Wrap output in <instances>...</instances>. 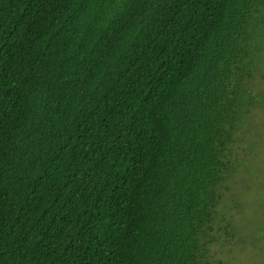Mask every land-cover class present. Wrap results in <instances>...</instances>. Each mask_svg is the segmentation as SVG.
Listing matches in <instances>:
<instances>
[{
	"label": "trees",
	"instance_id": "1",
	"mask_svg": "<svg viewBox=\"0 0 264 264\" xmlns=\"http://www.w3.org/2000/svg\"><path fill=\"white\" fill-rule=\"evenodd\" d=\"M263 6L0 0V264H215Z\"/></svg>",
	"mask_w": 264,
	"mask_h": 264
},
{
	"label": "rangeland",
	"instance_id": "2",
	"mask_svg": "<svg viewBox=\"0 0 264 264\" xmlns=\"http://www.w3.org/2000/svg\"><path fill=\"white\" fill-rule=\"evenodd\" d=\"M251 33V66L240 80L241 117L206 237L215 264H264V6Z\"/></svg>",
	"mask_w": 264,
	"mask_h": 264
}]
</instances>
